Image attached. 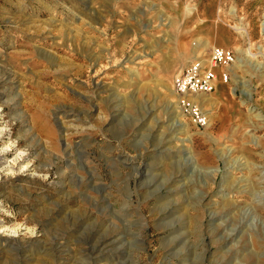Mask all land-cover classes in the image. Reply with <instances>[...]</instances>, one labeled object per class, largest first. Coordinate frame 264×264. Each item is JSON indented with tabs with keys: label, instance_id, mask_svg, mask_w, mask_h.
<instances>
[{
	"label": "rangeland",
	"instance_id": "rangeland-1",
	"mask_svg": "<svg viewBox=\"0 0 264 264\" xmlns=\"http://www.w3.org/2000/svg\"><path fill=\"white\" fill-rule=\"evenodd\" d=\"M0 264H264V0H0Z\"/></svg>",
	"mask_w": 264,
	"mask_h": 264
},
{
	"label": "built area",
	"instance_id": "built-area-1",
	"mask_svg": "<svg viewBox=\"0 0 264 264\" xmlns=\"http://www.w3.org/2000/svg\"><path fill=\"white\" fill-rule=\"evenodd\" d=\"M234 59L235 55L231 50L214 44L210 47L206 59L194 60L175 76L174 86L184 95L183 99L193 105L194 102L189 96L198 92L211 91L216 85V67L229 65ZM224 76L227 78L228 74L224 73Z\"/></svg>",
	"mask_w": 264,
	"mask_h": 264
}]
</instances>
